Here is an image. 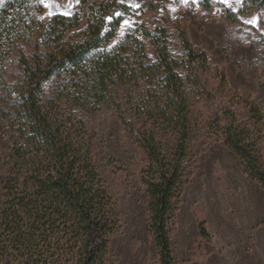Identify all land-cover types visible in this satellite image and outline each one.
Listing matches in <instances>:
<instances>
[{
	"label": "trees",
	"instance_id": "1",
	"mask_svg": "<svg viewBox=\"0 0 264 264\" xmlns=\"http://www.w3.org/2000/svg\"><path fill=\"white\" fill-rule=\"evenodd\" d=\"M200 1L212 9V0ZM243 2L238 11L223 7L231 24L264 8V0ZM155 8L152 0L137 9L120 0H79L70 15L45 18L39 0L1 6L0 122L7 148L0 151V264H108L120 220L117 198L94 160L90 121L102 110L116 115L146 156L141 182L148 233L157 264H176L174 200L194 138L190 89L208 102L232 89L223 66L215 69L217 90L205 86L201 72L211 70L209 54L193 44L182 22V60L173 56L162 24L141 22L108 48L127 16ZM235 104L253 125L243 128L233 109H221L206 118L208 135L234 151L264 189V107L240 94ZM199 229L210 241L204 222Z\"/></svg>",
	"mask_w": 264,
	"mask_h": 264
},
{
	"label": "rangeland",
	"instance_id": "2",
	"mask_svg": "<svg viewBox=\"0 0 264 264\" xmlns=\"http://www.w3.org/2000/svg\"><path fill=\"white\" fill-rule=\"evenodd\" d=\"M41 17L70 15L79 0H39ZM137 9L147 0H120ZM156 8L144 17L127 16L108 48L113 47L141 22L162 24L170 31V50L184 58L177 24L186 25L194 45L209 54L211 70L202 71L205 86L215 92L219 79L215 69L223 66L231 92L214 102L197 101L190 89L194 138L189 145L184 176L175 193L178 206L171 229L176 264H264V189L252 180L227 145L209 136L206 118L221 109H233L239 125L252 126L247 113L235 104L237 95L251 96L264 107V8L239 15L231 24L223 7L238 11L243 0H212L206 10L200 0H152ZM6 0H0V8ZM179 72L186 77V69ZM224 120V124H228ZM94 134L95 165L118 201L120 228L108 246V264H157L158 250L147 229L148 198L141 182L147 165L144 152L125 136L121 123L110 110H102L90 121ZM7 141L0 122V151ZM264 155V147H263ZM2 189L0 183V201ZM205 223L210 241L200 235Z\"/></svg>",
	"mask_w": 264,
	"mask_h": 264
}]
</instances>
